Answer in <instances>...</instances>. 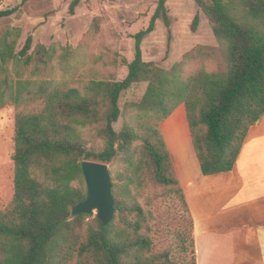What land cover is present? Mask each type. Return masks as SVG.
Listing matches in <instances>:
<instances>
[{
	"label": "trees",
	"instance_id": "1",
	"mask_svg": "<svg viewBox=\"0 0 264 264\" xmlns=\"http://www.w3.org/2000/svg\"><path fill=\"white\" fill-rule=\"evenodd\" d=\"M166 1L157 0L148 25L133 35L134 56L124 60L123 80L91 79L77 87L56 80L51 47L31 50L27 35L16 50L20 28L0 30V108H15L13 195L0 210V264H172L163 253H149L138 197L164 187L188 210L160 128L181 104L201 173L233 169L249 128L264 115V0H193L218 47L197 44L169 70L145 62L140 46L157 19L169 26ZM78 3L70 2V14ZM11 13L2 10L0 18ZM198 21L196 14L192 31ZM97 30L95 20L83 43ZM76 55L65 47L61 67ZM213 60L217 66L209 69L206 62ZM143 82L142 97L121 107V94ZM84 128L100 140L98 152L86 149ZM91 157L110 165L112 220L102 225L97 216L89 222L90 215L80 213L56 221L57 212L86 198L80 161Z\"/></svg>",
	"mask_w": 264,
	"mask_h": 264
},
{
	"label": "rangeland",
	"instance_id": "2",
	"mask_svg": "<svg viewBox=\"0 0 264 264\" xmlns=\"http://www.w3.org/2000/svg\"><path fill=\"white\" fill-rule=\"evenodd\" d=\"M71 1L0 0V11L12 10L8 17L0 18V30L5 26L20 28L16 50L23 45L27 35L33 39L31 50L38 44L51 47L54 51L52 74L56 80H64L76 87L91 79L123 80L127 74L124 60L129 62L134 56L133 35L148 25L157 0H79L75 13L70 14ZM165 7L169 26L162 19H157L154 29L141 41L142 59L145 62L169 70L197 44L218 47L209 20L193 0H167ZM196 14L199 21L196 30L192 31L191 23ZM95 20L98 23L95 36L83 43L85 34ZM65 47L75 52L78 50L79 56H74L64 70L60 55ZM206 66L214 69L217 61H208ZM146 86L144 82L137 83L125 90L119 99L120 106L138 101ZM180 110L183 112V107ZM14 114L13 105L0 108V210L9 204L13 195ZM121 125L122 119H119L114 128L119 130ZM167 129L174 137L178 135L177 126L168 123ZM82 135L87 140L88 151L100 150V140L92 129L84 128ZM89 160L96 159L91 157ZM107 165L109 169L110 165ZM138 199L145 212L142 232L151 241L149 253H163L172 264H193L192 219L179 196L164 187H154L142 191ZM89 215L87 220L92 222L96 210ZM230 238L233 240L230 246L228 243L214 249L215 260L225 262L233 251L236 252L238 243L235 233ZM257 241L264 257L263 228L257 229ZM221 254L224 255L223 261Z\"/></svg>",
	"mask_w": 264,
	"mask_h": 264
},
{
	"label": "crops",
	"instance_id": "3",
	"mask_svg": "<svg viewBox=\"0 0 264 264\" xmlns=\"http://www.w3.org/2000/svg\"><path fill=\"white\" fill-rule=\"evenodd\" d=\"M181 107L160 128L192 219L195 264H264L257 241V229H264V115L249 128L231 171L203 175ZM168 123L177 126L176 137L167 129ZM234 233L236 252L225 262L215 260L214 249L230 246ZM220 259L224 260L223 254Z\"/></svg>",
	"mask_w": 264,
	"mask_h": 264
},
{
	"label": "water",
	"instance_id": "4",
	"mask_svg": "<svg viewBox=\"0 0 264 264\" xmlns=\"http://www.w3.org/2000/svg\"><path fill=\"white\" fill-rule=\"evenodd\" d=\"M86 184V198L68 210H61L54 219L69 218L80 213L90 214L96 210V216L107 225L113 218L114 200L111 193V177L108 165L99 160L82 159L80 161Z\"/></svg>",
	"mask_w": 264,
	"mask_h": 264
}]
</instances>
